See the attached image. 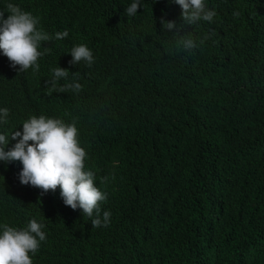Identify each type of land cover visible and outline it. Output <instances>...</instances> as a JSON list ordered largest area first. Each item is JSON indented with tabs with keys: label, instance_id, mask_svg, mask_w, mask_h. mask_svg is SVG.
<instances>
[{
	"label": "trees",
	"instance_id": "trees-1",
	"mask_svg": "<svg viewBox=\"0 0 264 264\" xmlns=\"http://www.w3.org/2000/svg\"><path fill=\"white\" fill-rule=\"evenodd\" d=\"M105 1L113 0H95ZM237 1H211L224 6V11L218 12L211 23L175 21L176 9L166 5L175 27L149 41L132 42L120 34L119 27L113 28L117 40L109 43L108 49L115 51L118 44L119 53L120 47L131 53L129 63L121 67L120 88L112 87V77L105 80L101 76L110 73L116 62L115 57L105 56V49L102 58L97 59L101 49L92 46L94 64L89 68L76 65L69 70L70 74L89 70L78 76L81 90L105 94L93 95L89 102L81 98V90L53 89L47 70L67 65L69 50L86 43V34L80 27L65 28L55 22L44 25L52 35L66 31L67 36L43 45L44 57L37 72L29 69L17 73V88L28 89L37 84L41 105L52 106L55 117L75 122L80 141L93 144L104 167L114 171L116 186L108 194L106 206L112 212V224L130 216L143 219L145 225L137 220L127 233L134 246L145 234L159 233L166 237L168 248L181 257L219 256L225 264H264V246L258 253L253 245L257 227L253 212L264 198L245 197L238 180L209 163L220 146L203 139V125L196 120L211 118L222 124L237 147L241 137L250 133L264 137V89L261 86L251 105L250 122L242 120L239 114L241 102L237 97L242 90L214 113H194L195 102L215 83L227 52L248 37L255 23L264 17V0ZM9 2L20 4V0H0V11ZM113 17V9H109L104 17L106 26L112 24ZM85 28L94 34L100 32L97 23ZM187 40L192 41V47H185ZM66 83L58 81L57 88ZM11 84L7 82L6 87ZM0 107H7L12 114L9 102L2 96ZM126 116L141 118L152 132L168 127L186 131L192 139L191 150L175 154L172 141L161 135L135 139L136 120L125 123ZM19 125L11 123L10 130ZM117 126L121 127L115 135ZM152 167L157 169L153 172ZM195 179L205 188L204 196L197 202L192 191ZM9 191L8 181L2 180L0 224L14 227ZM32 218L46 226L47 240L42 248L67 259L69 264L79 257L85 240L96 239L97 229L77 215L47 209L31 215ZM121 246L120 240H110L103 250L105 256L126 264ZM131 255L136 260L135 253ZM166 256L167 252H147L140 260L160 264Z\"/></svg>",
	"mask_w": 264,
	"mask_h": 264
},
{
	"label": "clouds",
	"instance_id": "clouds-1",
	"mask_svg": "<svg viewBox=\"0 0 264 264\" xmlns=\"http://www.w3.org/2000/svg\"><path fill=\"white\" fill-rule=\"evenodd\" d=\"M211 1L113 0L96 3L95 0H20V4L7 3L0 11V96L12 109L10 114L7 107H0V182L8 181V201L14 224V227L0 224V264H69L53 262L56 256L42 248L47 240L45 224L30 219L31 215L47 209L77 215L91 228L97 229L95 241L85 240L81 254L71 264H120L119 259H109L103 251L113 239L122 242L120 250L126 264H145L140 257L147 252H167L160 264H225L219 256L181 257L168 248L166 237L159 233L145 234L140 243L132 245L127 233L137 220L144 221L130 216L112 224V212L106 202L116 186L114 171L104 167L93 144L80 141L75 122L55 117L52 106L41 105L37 84L18 89L16 81L17 73L29 69L33 73L38 71L45 43L67 36L66 31L52 35L44 29V25L55 22L65 28H82L86 43L69 50L67 65L47 67L52 88L81 90L78 76L89 70L72 74L69 70L76 65L89 68L94 64L96 55L92 46L101 49L97 59L102 58V49H105V56L115 57L114 69L101 76L105 80L112 77V87L119 85L120 88L121 67L129 63L131 53L126 47H120L122 52L119 53L118 44L115 51L108 49L109 43L117 40L113 28L119 27L120 34H125L132 42L149 41L175 27L166 5L176 9L175 21L211 23L218 12L224 11L223 4ZM109 9H113L114 17L112 24L106 26L104 17ZM92 23L99 25V33L86 31L85 25ZM184 43L185 47L193 46L191 40ZM248 58L250 60L244 62ZM60 80L67 83L57 88ZM7 82L12 83L10 88L6 87ZM261 86L264 89V17L255 23L248 37L227 52L215 83L195 102L194 113H214L242 90L237 97L241 102L239 114L242 120L250 122L249 111ZM93 95L101 97L105 94L94 93L91 89L80 92L81 98L87 102ZM133 120H136L133 125L135 139L161 135L172 141L173 153L179 155L191 150L192 139L186 131L168 127L152 132L138 117L126 116L125 123ZM196 120L203 125V139L220 146V151L209 159V163L225 169L238 180L245 197L257 195L264 198V137L250 133L241 137L237 147L222 124L211 118ZM11 123L20 125L11 131ZM120 127L117 126L115 135ZM151 169L154 172L157 168ZM192 191L196 202L205 194L204 186L196 179ZM253 221L257 226L253 245L259 253L264 246V200L255 208ZM132 253H135L136 260Z\"/></svg>",
	"mask_w": 264,
	"mask_h": 264
},
{
	"label": "bare ground",
	"instance_id": "bare-ground-1",
	"mask_svg": "<svg viewBox=\"0 0 264 264\" xmlns=\"http://www.w3.org/2000/svg\"><path fill=\"white\" fill-rule=\"evenodd\" d=\"M250 59L248 58L247 60H245L244 62H246V61H249ZM251 68H253V69H255L254 67H251ZM13 144H12V142L10 141V143H9V147H11ZM58 261H60V262H63V263H68V260L67 259H65V258H63V257H60V256H56L54 259H53V262H58ZM243 264H246V263H243Z\"/></svg>",
	"mask_w": 264,
	"mask_h": 264
}]
</instances>
